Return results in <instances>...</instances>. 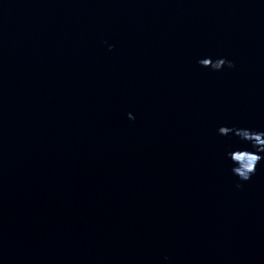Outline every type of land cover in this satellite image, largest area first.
Here are the masks:
<instances>
[{
    "label": "water",
    "instance_id": "1",
    "mask_svg": "<svg viewBox=\"0 0 264 264\" xmlns=\"http://www.w3.org/2000/svg\"><path fill=\"white\" fill-rule=\"evenodd\" d=\"M221 126L264 131V0H0V264H264Z\"/></svg>",
    "mask_w": 264,
    "mask_h": 264
},
{
    "label": "clouds",
    "instance_id": "2",
    "mask_svg": "<svg viewBox=\"0 0 264 264\" xmlns=\"http://www.w3.org/2000/svg\"><path fill=\"white\" fill-rule=\"evenodd\" d=\"M209 59L214 62L209 67H205V65L209 64ZM197 63L200 68L212 72H222L225 69L231 70L235 67L232 61L223 57L214 58L209 56L198 60ZM128 118L133 119L131 115ZM233 134L239 139L241 144L247 147L230 150L226 158L230 162L232 175L237 177L240 182L246 183L256 173L257 166L264 162V131H256L249 128L236 129L228 126H221L217 129V135L221 137H229ZM239 186L237 184V187ZM165 259L167 258L165 257Z\"/></svg>",
    "mask_w": 264,
    "mask_h": 264
}]
</instances>
